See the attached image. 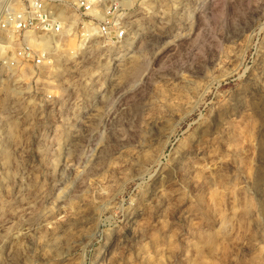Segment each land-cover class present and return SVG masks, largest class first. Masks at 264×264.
<instances>
[{"label":"rangeland","instance_id":"1","mask_svg":"<svg viewBox=\"0 0 264 264\" xmlns=\"http://www.w3.org/2000/svg\"><path fill=\"white\" fill-rule=\"evenodd\" d=\"M106 1L0 69V264H264V0Z\"/></svg>","mask_w":264,"mask_h":264},{"label":"built area","instance_id":"2","mask_svg":"<svg viewBox=\"0 0 264 264\" xmlns=\"http://www.w3.org/2000/svg\"><path fill=\"white\" fill-rule=\"evenodd\" d=\"M106 0H76L67 14L80 19V42H99L106 50L121 49L127 40L126 18L117 3L95 16ZM61 0H0V69L7 72H34L51 69L53 54L42 46L46 38H60L76 26L64 23ZM70 12V13H69ZM99 12V11H98ZM4 50V51H3ZM3 51V52H1Z\"/></svg>","mask_w":264,"mask_h":264},{"label":"bare ground","instance_id":"3","mask_svg":"<svg viewBox=\"0 0 264 264\" xmlns=\"http://www.w3.org/2000/svg\"><path fill=\"white\" fill-rule=\"evenodd\" d=\"M99 17V15H102V13L98 12L97 10H94V15ZM99 14V15H98ZM102 17V16H101ZM61 18H64V13H61ZM75 24V23H74ZM55 40V38H46L44 40V42L42 43V46L44 48L49 49L50 51H52V46H53V41ZM82 43V42H80ZM81 47L83 48V43L81 44ZM4 51V50H3ZM2 52V51H1ZM4 53V52H3ZM56 54V53H55Z\"/></svg>","mask_w":264,"mask_h":264}]
</instances>
